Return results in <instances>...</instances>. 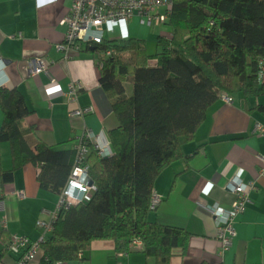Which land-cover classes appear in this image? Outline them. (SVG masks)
<instances>
[{"label":"trees","instance_id":"obj_1","mask_svg":"<svg viewBox=\"0 0 264 264\" xmlns=\"http://www.w3.org/2000/svg\"><path fill=\"white\" fill-rule=\"evenodd\" d=\"M167 23L172 34L157 38L153 55L145 40L132 37L107 38L84 48L98 55L100 82L119 121L109 131L114 154L101 157L90 149L87 164L97 190L59 212L42 243L41 264L82 261L79 253L94 240H112L116 251L129 252L133 239H140L143 253L155 264H170L175 251L186 248L188 231L149 218L157 209L151 207L155 182L166 167L185 157L184 145L193 141L223 92L264 94L259 80L264 0H175ZM150 59L156 64L150 65ZM0 107V142H9L12 159L11 169L0 167L1 181L11 182L16 170L32 163L40 167L41 188L61 194L75 164V149L30 144L27 136L33 130L25 124L30 109L17 88H0ZM10 238L2 232L0 241L6 244Z\"/></svg>","mask_w":264,"mask_h":264},{"label":"crops","instance_id":"obj_2","mask_svg":"<svg viewBox=\"0 0 264 264\" xmlns=\"http://www.w3.org/2000/svg\"><path fill=\"white\" fill-rule=\"evenodd\" d=\"M71 4L72 0H0V88H17L25 96L30 109L25 124L33 130L27 136L30 144L42 141L58 150L75 149L86 130L109 135L119 125L100 82L98 55L82 50L68 57L57 48L67 32L62 21ZM134 20L144 27H157L158 37L172 34L168 23L149 26L133 16L128 24L132 38L145 40L141 32L130 29ZM157 51L155 45V51L148 54ZM39 57L49 62L47 72L31 76L30 62ZM156 62L149 61L150 65ZM259 80L264 84V68ZM73 84L78 86L74 102L68 96ZM226 93L233 102L220 98L209 108L193 141L183 147L185 157L166 167L155 182L161 203L150 213V220L190 233L186 248L177 249L170 264H264V164L260 160L264 136L255 131L257 123L264 125V94L246 97L242 92ZM86 107L93 111L83 117L71 114ZM3 121L0 107V127ZM0 167L12 168L7 141L0 142ZM39 170L28 163L15 171L11 182L0 179V238L3 232L9 237L16 234L38 239L37 219H49L57 209L59 195L41 188ZM238 172L244 182L254 183L251 202L236 220L232 246L221 253L218 226L210 208H230L234 200L230 185ZM7 244L0 241V251L5 250L3 260L14 264L18 256ZM142 250L118 256L121 251H116L112 240H94L82 261L64 263L155 264ZM42 256L41 251L29 264H41Z\"/></svg>","mask_w":264,"mask_h":264},{"label":"built area","instance_id":"obj_3","mask_svg":"<svg viewBox=\"0 0 264 264\" xmlns=\"http://www.w3.org/2000/svg\"><path fill=\"white\" fill-rule=\"evenodd\" d=\"M175 0H72L70 9L63 19V24L67 25V32L64 41L58 45V50L64 51L68 57L70 54H78L86 46H95L108 38L107 33L112 34L118 29L114 37L108 39H128L129 20L133 16H139L143 24L149 26L153 24H165L172 11ZM111 50L106 52L110 55ZM49 62L44 58H35L30 62L29 74L36 75L47 72ZM102 65L99 64V67ZM52 82H56L52 79ZM78 86L73 84L69 91V100L74 102L77 97ZM221 99L232 103L233 98L226 92L221 94ZM93 111L92 107L74 109L71 114L83 117ZM255 131L264 136V125L257 123ZM93 148L101 157H109L114 154L111 140L106 132L95 133L86 130L75 146L76 158L69 180L64 190L59 194V201L55 212L50 214L49 219L38 218L36 227L40 230V236L32 240L28 236L12 235L8 244V250L17 255L18 259L14 264H29L41 252V246L47 236L54 229V220L59 212L72 205H77L90 198L92 193L97 190L95 182L90 184L91 175L87 157L90 149ZM264 164V156L260 157ZM242 173L238 172L232 180L230 189L234 194V200L229 209L221 207L210 208L215 216L218 226L217 237L221 241V253L229 250L236 236L235 223L237 218L242 215L250 201V191L254 183H246L242 179ZM23 196V192H18ZM161 203V197L154 190L151 200V207L156 208ZM45 212V211H44ZM140 239H133L130 243V251L143 248ZM125 252H119L118 256H123ZM83 253H79L82 259ZM47 260V259H46ZM0 264H6L1 262ZM56 264H65L64 261H57ZM122 264V263H119Z\"/></svg>","mask_w":264,"mask_h":264},{"label":"rangeland","instance_id":"obj_4","mask_svg":"<svg viewBox=\"0 0 264 264\" xmlns=\"http://www.w3.org/2000/svg\"><path fill=\"white\" fill-rule=\"evenodd\" d=\"M130 29L137 31L138 33L141 32L142 37L145 39L148 47V51L153 52L155 51V45L158 38V28H148L141 26L140 24H136V21L134 20L130 26ZM118 33V29L115 30L112 34L107 33L106 35L108 38L116 36ZM154 49V50H153ZM153 50V51H152ZM128 91L131 90L132 86L130 84H127Z\"/></svg>","mask_w":264,"mask_h":264},{"label":"water","instance_id":"obj_5","mask_svg":"<svg viewBox=\"0 0 264 264\" xmlns=\"http://www.w3.org/2000/svg\"><path fill=\"white\" fill-rule=\"evenodd\" d=\"M93 182H94V181H93V180H91L90 184H93Z\"/></svg>","mask_w":264,"mask_h":264}]
</instances>
